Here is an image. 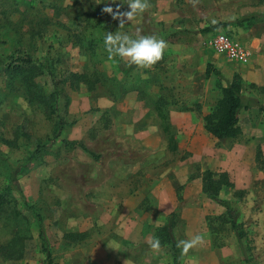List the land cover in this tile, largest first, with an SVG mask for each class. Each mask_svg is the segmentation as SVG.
Wrapping results in <instances>:
<instances>
[{
	"label": "rangeland",
	"instance_id": "1",
	"mask_svg": "<svg viewBox=\"0 0 264 264\" xmlns=\"http://www.w3.org/2000/svg\"><path fill=\"white\" fill-rule=\"evenodd\" d=\"M148 3L120 28L103 9L115 12L119 4L127 12V0H0V247L15 233L24 245L23 258L0 254V264H43L37 215L53 264H173L168 244L151 247L165 224L179 244V264H203L202 252L225 249L236 253L233 264H245L243 251L252 264H264V111H241L235 138L213 136L203 121L227 83L214 73L205 77L207 62L222 77L242 80L233 65L223 68L210 37L229 29L263 66L264 0ZM217 23L225 27L203 31ZM109 32L155 35L167 48L149 69L124 62L122 70L120 58L110 59L104 47ZM185 38L190 42L178 41ZM17 51L49 61L59 119L4 72L7 56ZM35 82L37 95L48 100L52 76L46 72ZM242 93L264 109V84L243 81ZM159 113L175 138L173 150ZM63 140L83 148L65 147ZM9 164L20 165L15 179L22 194L7 189ZM205 170L225 171L233 182L220 196L236 202L242 241L224 208L203 192ZM68 232L84 238L70 241L63 236ZM196 237L183 251L181 241Z\"/></svg>",
	"mask_w": 264,
	"mask_h": 264
},
{
	"label": "trees",
	"instance_id": "2",
	"mask_svg": "<svg viewBox=\"0 0 264 264\" xmlns=\"http://www.w3.org/2000/svg\"><path fill=\"white\" fill-rule=\"evenodd\" d=\"M225 27V23H217L211 26H208L203 29L204 32L216 31L219 28ZM226 32V31H225ZM229 33V31H227ZM230 34V33H229ZM178 41H187L185 38L178 39ZM4 72L10 77H18L22 85L25 86L28 97L30 101H33L43 107H47L48 115L53 116L59 119L57 114V100L60 92L57 87L56 79L53 76L51 65L48 60H39L33 58L30 54L24 51H17L14 54L7 56V62L4 65ZM118 66L122 70H127L123 61H119ZM48 73L52 76L54 81L55 89L49 95V99L46 97L37 95V85L35 82V76ZM211 73V66L208 65L206 69L207 76ZM219 74V72H218ZM75 76V75H73ZM78 79H86L84 75H79L75 77ZM242 80L240 77H233L232 80H227V83L221 87V95L217 99L214 107L203 116L204 127L205 129L217 138H235L241 132V120L240 112L243 109H248L250 107L249 103L245 104V97L242 93ZM251 86H255L251 84ZM196 109L199 110V105L196 106ZM264 111V109H260ZM161 118L164 121L163 132L167 134V143L168 146L173 150L176 148L175 138L171 133L170 126L167 122L166 115L159 113ZM59 123L61 121H58ZM63 146L73 147L80 146L83 148L82 143L74 140H63ZM20 165L9 164L10 168V183L7 186V189H15L19 191L18 183L15 179V173L19 170ZM225 187H233V182L230 180V177L227 172L219 171L215 172L212 170H205L202 174V190L206 195L217 202L220 206L224 208V214L226 220L230 224V229L235 233L237 239L242 241L245 237V231L242 227V223L238 221V208L236 202L232 199H225L220 196V191ZM20 192V191H19ZM240 194L239 192H236ZM20 194H22L20 192ZM2 204H4V198L0 196V210L2 209ZM25 204L27 202L25 201ZM37 221L39 225L38 237L40 239V249L44 255L43 264H53V256L50 250L49 244L45 237L43 226L41 224V218L37 215ZM65 239L70 241L80 240L84 238V234L68 232L64 235ZM157 238L159 244H168L173 255V264L180 263V247L175 239L172 226L165 224L159 228L157 231ZM21 239L15 235L12 237L11 242L8 245L0 247V254L8 258L21 259L24 256L23 248L24 245L20 241ZM244 262L245 264H252L250 261V256L247 252L243 251Z\"/></svg>",
	"mask_w": 264,
	"mask_h": 264
},
{
	"label": "clouds",
	"instance_id": "3",
	"mask_svg": "<svg viewBox=\"0 0 264 264\" xmlns=\"http://www.w3.org/2000/svg\"><path fill=\"white\" fill-rule=\"evenodd\" d=\"M116 3V0H111ZM127 12L119 11L120 5L114 12L112 7H105L104 12L113 16L114 19L120 21L119 27L122 28L126 23L131 22L136 16L144 13L148 7V0H127ZM215 23V21H213ZM104 47L109 54V58L118 57L125 62L126 66L149 69L160 61L167 48L164 39L155 35H138L131 36L127 32L107 33L104 39ZM200 241V237H196L190 241H181L183 251L194 247ZM151 247L156 249L159 247V241L153 239Z\"/></svg>",
	"mask_w": 264,
	"mask_h": 264
},
{
	"label": "crops",
	"instance_id": "4",
	"mask_svg": "<svg viewBox=\"0 0 264 264\" xmlns=\"http://www.w3.org/2000/svg\"><path fill=\"white\" fill-rule=\"evenodd\" d=\"M223 30H225L226 32L229 31V29H225V28H223ZM186 42L189 43L190 41L187 40ZM183 43H185V41ZM187 43H185V44H187ZM254 43L255 42L252 41L250 43H247V45L252 46ZM256 48H257V46H256ZM256 48H254V50ZM220 57H222L225 61V62H223V68L228 69L229 65L230 66L233 65L235 68L238 69L239 73L242 76V80L244 82L256 83L259 86L264 84V77H263L264 65L263 66L261 65L262 64V63H260L261 60L259 61L258 55L255 52H254V54H252L251 58L246 63H241V62L231 60L224 55H220ZM219 58L216 59L217 62H218ZM229 63H231V64H229ZM208 65L211 66V73L207 76L206 69H207ZM204 73H205V77H209L212 73H214L218 76H221V78H224L226 81L228 80L227 75H225L226 77H222V75L218 74V71H216L212 67V63H209V62H207L206 66L204 68ZM246 103H249L250 107L248 109H244V110L242 109L241 111H248L251 109H258V110L261 109V105H259L257 102L252 103V101L245 98V104ZM172 113H174V112H172ZM174 114H175V116H177L178 114L184 115V114H186V112H177L176 111ZM175 116H173L172 118H174ZM240 120H241V117H240ZM242 128H243V126H241V129ZM235 254L236 253L234 252V250H230V249L222 250L219 255L214 250H211V251L208 250V251L202 252L201 257L203 259H205L203 264H233L234 260H238V258L236 257ZM242 258L244 259V257H242Z\"/></svg>",
	"mask_w": 264,
	"mask_h": 264
},
{
	"label": "built area",
	"instance_id": "5",
	"mask_svg": "<svg viewBox=\"0 0 264 264\" xmlns=\"http://www.w3.org/2000/svg\"><path fill=\"white\" fill-rule=\"evenodd\" d=\"M209 46L215 52L237 62L246 63L251 57L250 50L225 31L212 35L209 39Z\"/></svg>",
	"mask_w": 264,
	"mask_h": 264
}]
</instances>
